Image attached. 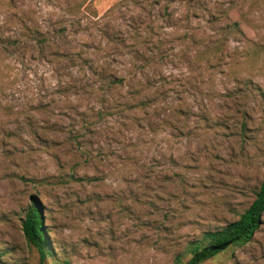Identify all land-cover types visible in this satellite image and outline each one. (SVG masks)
<instances>
[{"label": "rangeland", "instance_id": "374dc122", "mask_svg": "<svg viewBox=\"0 0 264 264\" xmlns=\"http://www.w3.org/2000/svg\"><path fill=\"white\" fill-rule=\"evenodd\" d=\"M137 2L91 0L99 24L57 44L125 79L102 106L97 91L73 95L84 82L77 67L32 43L34 30L66 20L63 0H0V264H38L21 232L30 205L52 252L43 264H186L191 242L254 199L264 177V0ZM231 22L240 33L212 53ZM107 107L113 115L97 117ZM84 123L78 150L69 132ZM259 220L248 243L202 264H264Z\"/></svg>", "mask_w": 264, "mask_h": 264}, {"label": "trees", "instance_id": "16d2710c", "mask_svg": "<svg viewBox=\"0 0 264 264\" xmlns=\"http://www.w3.org/2000/svg\"><path fill=\"white\" fill-rule=\"evenodd\" d=\"M126 1H129L131 4L138 3L137 0ZM155 1L156 0H147V3L154 4ZM189 1L190 0H186V2ZM63 8L64 14L67 17L66 20L59 27H53L46 32L34 30L31 33L32 43L35 45L36 51H38L39 54H41L44 45H50L54 58L60 57L67 62L70 68L77 67L78 72L83 75L84 82H82L80 86L73 88V95L80 94L81 92L93 95V92L97 91V94L94 93L95 100L103 106V95L113 87L122 86L125 79L118 77L113 72H109L102 65L95 64L82 50H76V48L70 47L66 51H58V43H65V40L69 37L79 36L81 33L91 30L92 26H97L100 21L95 10L91 6V0H63ZM110 12H113V8L107 10L104 15ZM219 29L221 33L218 35V39L210 43V48L212 49L210 50L212 53H215L225 45L229 32L240 33L237 22H231ZM100 38H104L107 41L112 40V37L106 32L102 33ZM1 43L3 42L0 40V45ZM140 103H142L140 104L141 107L148 105V102ZM128 109V106L124 109L122 108V111L116 114V116H121L120 114ZM68 110L74 111L75 116H81V114H77V108L73 105H69ZM109 110H111V108L107 107L103 112H97L96 115L97 117H101L102 113L103 115H113ZM80 123L83 122L80 121ZM81 125V127H83L82 129L71 130L69 132L70 136L68 137L69 141L74 143L73 145L78 142L80 143V145L76 146L78 150L83 147L82 141L90 132L87 124L84 123ZM262 213H264V177L259 184L254 199L247 209L238 216L237 220L219 229L205 232L199 239L189 244L187 253L190 255V258L186 264H202L221 253L230 256L234 249L243 246L252 239L254 232L259 227V218ZM21 232L26 245L37 253L38 264H43L47 257L52 256L42 227V219L38 214L37 207L34 205H30L25 209L21 221Z\"/></svg>", "mask_w": 264, "mask_h": 264}]
</instances>
